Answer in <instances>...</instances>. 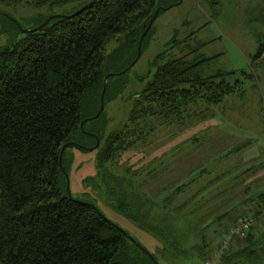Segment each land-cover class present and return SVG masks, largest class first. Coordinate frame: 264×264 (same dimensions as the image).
I'll return each instance as SVG.
<instances>
[{
  "label": "trees",
  "instance_id": "1",
  "mask_svg": "<svg viewBox=\"0 0 264 264\" xmlns=\"http://www.w3.org/2000/svg\"><path fill=\"white\" fill-rule=\"evenodd\" d=\"M75 1L0 0V18L18 30V21L5 8L66 6ZM178 1L96 0L76 13L86 3L77 4L68 15H58L0 49V264H179L210 258L213 245L207 232L221 222L211 213L208 218L205 210L192 212L188 205L193 197L176 201L188 184L177 187L174 194L149 199L124 186L122 178L113 177L110 193L119 202L118 211L158 242L152 252L140 244L152 257L93 204L74 199L65 188V144L96 149L99 167L115 166L122 153L147 140L154 121L179 123L200 102L220 104L229 95L243 93V78L250 75L240 72L244 76L240 79L234 71L216 68L217 57L194 48L157 65L152 80L134 97L120 130L106 133L104 124L95 126L104 111L98 114L103 80L109 72L106 46L126 42L137 55L153 16ZM252 14L264 27V0ZM263 55L264 43L253 61ZM122 172L132 173L127 167ZM253 210L256 215L264 212V192ZM251 228L239 238L246 243L231 244L219 264H252L251 246L258 239ZM184 231L192 234V243Z\"/></svg>",
  "mask_w": 264,
  "mask_h": 264
},
{
  "label": "rangeland",
  "instance_id": "2",
  "mask_svg": "<svg viewBox=\"0 0 264 264\" xmlns=\"http://www.w3.org/2000/svg\"><path fill=\"white\" fill-rule=\"evenodd\" d=\"M90 1L40 8L23 4L5 8V13L22 29H31L49 16L68 15L77 4ZM262 2L182 0L156 17L139 54L126 42H112L105 48V69L115 75L109 79L103 114L94 124H104L106 133L124 126L134 97L152 80L157 65L183 51L198 48L205 56L217 57L216 68L234 71L240 79V72L252 77L243 76L242 94L229 95L220 104L200 102L179 123L154 121L147 140L122 153L115 166L99 167L96 149L67 147L65 166L72 197L93 204L150 252L156 250L157 240L117 209L119 202L110 193L115 176L149 199L174 194L177 187L188 184L177 194V202L193 197L188 205L192 212L205 210L208 218L225 214L221 224L207 232L212 251L229 227L253 217L251 233L258 241L251 246L255 251L251 263L264 264V236H260L264 212L256 215L253 210L264 192V58L253 61L264 43V27L252 14ZM21 35L19 28L0 18V49L11 46ZM123 167L136 174L122 172ZM184 234L188 243L194 241L192 234ZM240 240L235 237L231 244L239 242L241 247L246 242ZM178 263L204 264L197 258Z\"/></svg>",
  "mask_w": 264,
  "mask_h": 264
},
{
  "label": "water",
  "instance_id": "3",
  "mask_svg": "<svg viewBox=\"0 0 264 264\" xmlns=\"http://www.w3.org/2000/svg\"><path fill=\"white\" fill-rule=\"evenodd\" d=\"M181 1H182V0H179L177 3H174V4H172L171 6H174V5H176V4H180ZM95 2H96V0H91L90 2L86 3L85 5H83L78 11H76V13H78V12L84 10L85 8L89 7L90 5H92V4L95 3ZM156 16H157V13H156V14L153 16V18L150 20V22H149V24H148V26H147L145 32L143 33V35H142L141 38H140V41H139V44H138V54L140 53V48H141V42H142V39H143L144 35L147 33V31H148V29L150 28V26L152 25V23L154 22ZM55 17H58V15H52V16H49L48 18H46V20L44 21L43 24H41L40 26H38V27H36V28H32V29H22L21 26H20L18 23H17V25H18V27L20 28V30H21L22 33H29V32H33V31H35V30L41 28L44 24L48 23L51 19H53V18H55ZM12 20L16 23V20H15V19H12ZM111 75H112V74L108 73V74H106L105 77H104V80H103V91H102V94H101V104H100V108H99L98 114L101 113V112L103 111V109H104V102H103L104 89H105V87H106L107 79H108ZM84 122H85V121H83V122L81 123V125H82ZM98 143H99V140L96 138V146L98 145ZM70 145H72V146H74V147H78V145H76V144H74V143H68V144H65V145L62 147V151H63L66 147H68V146H70ZM60 157H61V156H60ZM66 190H67V193L70 195V190H69V176H68V175H66ZM224 215H225V214H222V215L218 216V217H217V220L220 221V220L224 217ZM118 228H119L121 231H123V232L126 234V236H127V237H128L133 243H135V244H136L137 246H139L140 248L144 249V248L140 245V243L137 242V241H136V240H135L130 234H128L123 228H121V227H119V226H118ZM144 250H145V249H144ZM145 251H146V253H147L150 257H152V255H151L147 250H145ZM113 264H120V263L115 262V263H113ZM156 264H157V263H156Z\"/></svg>",
  "mask_w": 264,
  "mask_h": 264
},
{
  "label": "built area",
  "instance_id": "4",
  "mask_svg": "<svg viewBox=\"0 0 264 264\" xmlns=\"http://www.w3.org/2000/svg\"><path fill=\"white\" fill-rule=\"evenodd\" d=\"M253 217H246L239 220L235 225L229 227L223 234L220 243L212 252L210 258L204 261V264H219L222 255L228 251L233 239L246 237L253 223Z\"/></svg>",
  "mask_w": 264,
  "mask_h": 264
},
{
  "label": "crops",
  "instance_id": "5",
  "mask_svg": "<svg viewBox=\"0 0 264 264\" xmlns=\"http://www.w3.org/2000/svg\"><path fill=\"white\" fill-rule=\"evenodd\" d=\"M189 182H190V180H189ZM189 182H188V183H189ZM204 195H205V194H204ZM205 196H206V195H205ZM211 196H213V195H211ZM215 206H216V205H214L213 207H215Z\"/></svg>",
  "mask_w": 264,
  "mask_h": 264
}]
</instances>
